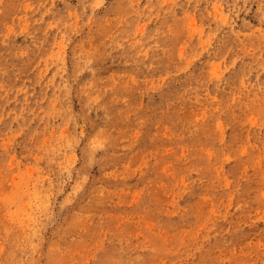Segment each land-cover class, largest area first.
<instances>
[{
	"label": "rangeland",
	"instance_id": "obj_1",
	"mask_svg": "<svg viewBox=\"0 0 264 264\" xmlns=\"http://www.w3.org/2000/svg\"><path fill=\"white\" fill-rule=\"evenodd\" d=\"M15 187L0 264H264V0H0Z\"/></svg>",
	"mask_w": 264,
	"mask_h": 264
},
{
	"label": "bare ground",
	"instance_id": "obj_2",
	"mask_svg": "<svg viewBox=\"0 0 264 264\" xmlns=\"http://www.w3.org/2000/svg\"><path fill=\"white\" fill-rule=\"evenodd\" d=\"M3 194L2 193L0 194V207L2 208L1 214L3 216H7L8 220L12 222L15 226L21 225L23 227L24 222L22 221L23 219L21 218V216L23 217L26 216L31 218L32 220H35L39 216V214H46L50 212V206H49L50 202L48 201L49 198H47L45 189L38 188L32 191L31 193H28L26 190H23L20 187L19 188L15 187V188H11L10 191L7 193L3 192ZM8 204H11V206H13L14 209L13 210L8 209L7 208ZM30 237L32 236L29 235V238ZM25 238L27 239V236ZM29 238L27 239L28 241L31 240Z\"/></svg>",
	"mask_w": 264,
	"mask_h": 264
}]
</instances>
